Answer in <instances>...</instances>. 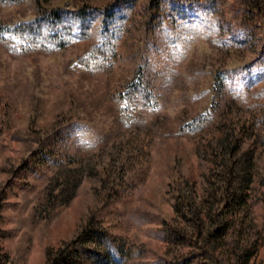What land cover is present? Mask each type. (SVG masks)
I'll return each mask as SVG.
<instances>
[{
    "label": "rangeland",
    "instance_id": "1",
    "mask_svg": "<svg viewBox=\"0 0 264 264\" xmlns=\"http://www.w3.org/2000/svg\"><path fill=\"white\" fill-rule=\"evenodd\" d=\"M89 1L90 15L96 14L98 20L90 25L89 42L104 48L110 45L116 51L129 72L127 84L144 80L149 87L153 102L144 110L132 105L129 116L139 122L129 128L133 134L141 133L144 122L158 119L150 135V167L142 182L139 170L124 169L123 183L115 186L125 193L118 197L119 215H113L111 195L103 188L105 174L86 173L65 206L55 207L45 198L47 169L41 166L56 153L51 151L49 159H35L43 150L41 142L57 136L56 143L65 140L68 150L84 145L92 150L98 171L107 172L115 153L112 144L103 147L114 120L107 112L109 102L99 95L105 81L86 78V68L79 61L89 42L65 46L56 54L20 55L27 45L16 28L54 9L76 18L75 0L0 2V230L4 232L0 254L7 256V264H48V255L75 239L93 219L123 241L121 264H163L164 258L178 251L162 233L164 220L176 217V182L187 179L202 194L212 159L208 142L219 135H199L194 141L180 135L182 124L199 112H214L224 85L231 95L258 93L264 100V17L257 14L260 10L253 13L236 0ZM120 28L132 32L127 49L119 46L123 45ZM80 32L77 25L74 34ZM210 33L215 45L206 40ZM175 56H186L185 63L179 67ZM241 115H231L224 122ZM163 127L176 136L167 137ZM128 136L124 131L122 137ZM257 152L264 169V146ZM34 159L36 167H32ZM250 205V218L260 232L252 264H264V212L257 203ZM182 226L188 225L183 222Z\"/></svg>",
    "mask_w": 264,
    "mask_h": 264
},
{
    "label": "trees",
    "instance_id": "2",
    "mask_svg": "<svg viewBox=\"0 0 264 264\" xmlns=\"http://www.w3.org/2000/svg\"><path fill=\"white\" fill-rule=\"evenodd\" d=\"M2 1L4 0H0ZM236 2L240 7L245 6L253 13L260 10L261 14L258 12L257 14L264 17V0H236ZM74 3L78 5L76 8L79 12L76 18L66 12H56L54 9L52 14L16 28L19 38L27 45L20 55L42 52L56 54L65 46H80L88 43L91 37L90 25L95 21L98 22L96 14L94 12L95 16L90 15L93 8L92 5L90 6L91 1L75 0ZM130 11L134 12L132 8ZM119 13L123 12L120 10ZM77 25L81 32L74 34ZM117 31L123 41V45L119 46L127 49L132 32L125 28ZM197 32L201 33L199 30ZM205 37L215 45L213 33ZM88 44L79 61L86 68V78L105 81L99 95L104 102H109L107 112L114 120L112 130L105 136L103 147L112 144L111 148L115 154L111 157V165L107 168V172H99L91 149L79 145L74 150H68V144H64L65 140L60 144L56 143L57 136L49 139L48 142H41L43 150L35 159H49L52 155L51 151L56 153L55 157L52 155L53 160L50 158L48 164L44 163L41 166L47 169L44 181H47L48 192L45 198L51 199L53 206L68 204L75 197L85 174L91 175L95 172L106 175L103 188L107 195H111L112 202L109 205L115 210L112 211L113 215H119L116 210L120 203L118 197L122 195L125 197V193L116 190V182L123 183L121 181L125 168L131 171L139 170L140 181L145 180L146 172L150 167L147 164L150 155V135L156 131L155 125L159 121L157 119L154 122H144V118L141 117L140 122L143 121L146 125L144 131L131 133L129 126L138 125L136 123L139 122V120L132 121L129 116L132 105L140 106L143 110L150 107L153 98L149 87L144 80L130 85L125 82L129 72L122 67L120 58L110 45L104 48L96 45L95 42ZM175 57L179 67L187 58ZM196 82L200 85L199 80ZM257 94L246 93L238 97L231 95L226 85L221 86L214 112L208 110L199 112L182 124L180 135L188 136L194 141L199 135L214 132L219 135L208 142L209 155L212 159L211 165L206 169L207 171L205 170L209 178L206 180L207 184L202 194L187 179L183 178L176 182L174 188L176 217L170 222L164 220L162 233L169 243L175 244L178 251L174 256L164 258L166 260H163V264H193V262L194 264H252L259 248L260 232L255 229L254 219L250 218L252 213L250 203L253 205L257 203L264 212V169L260 166L257 154L259 146H264V100ZM234 114L242 115L224 122ZM8 115L7 112L6 117ZM164 127L163 129L168 132L167 137L176 136L175 131L169 132ZM123 128L129 133L128 137H122ZM257 143L259 145H256ZM199 148L200 151L204 149L201 146ZM35 159L32 167L37 166ZM57 189L59 192L55 194ZM101 203L106 204L104 200ZM124 206L126 208L125 204ZM180 219L182 224L184 222L188 226H182ZM98 220L93 219L75 239L66 243L54 255H48V264H121L120 261L125 257L123 241L119 236L112 237L105 229L99 227ZM262 235L264 237V230ZM2 239L4 232L0 230V240ZM0 264H7L6 255L0 254Z\"/></svg>",
    "mask_w": 264,
    "mask_h": 264
}]
</instances>
